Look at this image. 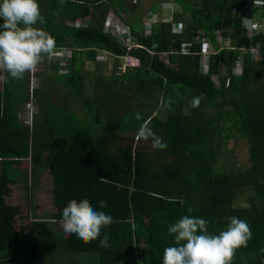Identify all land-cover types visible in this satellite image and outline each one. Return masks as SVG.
I'll return each instance as SVG.
<instances>
[{
    "label": "trees",
    "instance_id": "obj_1",
    "mask_svg": "<svg viewBox=\"0 0 264 264\" xmlns=\"http://www.w3.org/2000/svg\"><path fill=\"white\" fill-rule=\"evenodd\" d=\"M142 1L38 0L46 23L36 27L55 38V48L71 49L73 54L65 74L59 72L58 62H48V73L40 75L45 84L31 95L40 113L31 127L19 118L21 107L30 100L28 73L16 80L3 72L0 264H163L164 249L175 243L168 228L184 215L206 219L213 235L227 229L228 217L246 220L251 238L235 251L232 264H264V59L221 49L210 56L208 72L203 73L202 46L193 40L207 37L218 49L216 35L221 32L239 47L264 50V30L248 35L250 22L264 20V0H168L180 7L170 17L184 25L182 34H173L172 24L163 22L146 33ZM109 21L126 31L106 32ZM127 39L142 48L128 51L123 45ZM186 42H192L190 50L197 54L179 53ZM102 51L112 54L115 64L125 56L138 63L107 77L101 84L107 89L104 93L126 91L125 98L132 100L133 93L154 111L145 115L137 111L141 115L137 121V112H132L123 120L117 113L122 100H105L103 94L86 89V72L79 63H98ZM80 55L85 58L80 60ZM213 75L219 76V87ZM55 79L84 105V119L70 105L51 99L47 83ZM200 94L205 99L191 108L192 99ZM155 109L167 112V119L158 120ZM145 121L166 149L146 151L141 147L145 140L125 142L117 135L133 129L135 122L138 132ZM234 127L236 137L248 142L247 168L231 169L221 161ZM162 154L167 157L159 162ZM28 159L30 176L20 168ZM46 169L53 177L56 211L45 219L31 212L18 229V214L7 202L9 185L28 180L35 187ZM72 199H88L93 208L112 216L114 223L103 228L100 237L108 235L107 248L99 246L100 238L84 242L57 229L62 210ZM100 200L106 207H100ZM189 207L196 211L188 213Z\"/></svg>",
    "mask_w": 264,
    "mask_h": 264
},
{
    "label": "clouds",
    "instance_id": "obj_2",
    "mask_svg": "<svg viewBox=\"0 0 264 264\" xmlns=\"http://www.w3.org/2000/svg\"><path fill=\"white\" fill-rule=\"evenodd\" d=\"M175 8H179L178 5ZM167 11L170 12V9ZM178 11L169 14L171 16ZM0 21V70L7 72L12 79L19 80L25 73L34 72L46 55L48 60L58 62L60 70L67 72L66 66L70 60L67 64H62L59 59L50 58L54 50L62 48H55V38L42 28L36 27L38 23H46L38 0H0ZM68 50L73 54L71 49ZM104 55V59L113 57L107 51L101 52V56ZM33 90L34 87H31V92L29 91L31 99ZM204 99L203 94L195 96L190 107H199ZM30 113L28 110L24 120L26 124ZM34 116L31 114V126ZM136 119H141L139 112L136 113ZM137 138L151 140L154 149L162 151L167 148V144L155 134L148 121L138 129ZM98 204L101 208L106 207L103 200L98 201ZM194 211L196 209L193 207L187 209L188 213ZM227 219L230 221L227 229L213 235L208 232L206 219L184 215L168 228V234L174 236L175 243L164 249L163 264H232L235 251L247 246L251 229L246 220L234 216ZM60 223L65 232L75 234L84 242H92L100 238L102 229L114 223V220L111 215L93 208L88 199H72L63 208ZM99 246H109L107 234L99 239Z\"/></svg>",
    "mask_w": 264,
    "mask_h": 264
},
{
    "label": "rangeland",
    "instance_id": "obj_3",
    "mask_svg": "<svg viewBox=\"0 0 264 264\" xmlns=\"http://www.w3.org/2000/svg\"><path fill=\"white\" fill-rule=\"evenodd\" d=\"M158 2L159 0H143L141 4L143 6H150L151 8ZM160 2L162 3V6L165 9V11L169 10L171 5H172L171 8L174 9V11L176 10L180 11V7L175 8L176 5L175 3H171V2L168 3L164 1L165 3L164 4L163 1ZM145 11H147V8L144 7L142 9V13H144ZM123 31L124 29L120 31V33H122ZM130 40L133 43V40L132 39ZM123 43H126V40H124ZM81 57L85 58L83 55H80L79 56L80 60H82ZM104 58L105 55L104 57L100 56L99 59L102 60ZM48 62H54V61L48 60L47 58L44 57L34 72H28L30 92H31V87H34L35 90L37 87L39 88L44 86L45 82L40 80L41 78L40 75L48 73L47 72L48 70L47 65L49 64ZM137 64L138 63L134 58L130 56H125V57H121V59L118 60V64H115L113 58L109 57L108 59H104L103 61H98V63H91L88 62L87 60H83L79 63V66H81L83 71L86 72V84H87L86 89L89 92H93L94 94H99V93L103 94L105 100H107L108 97L111 98V101L122 100L120 103V107L117 110L118 111L117 113L119 117L124 120L125 117L131 114L132 112H137L141 110L142 114L145 115L154 111L152 105L147 102H141L137 98H134L133 93L130 95L132 96L133 100L131 98L129 99V96L125 98V96H127L128 94L126 91H122L121 94L123 96L118 95V92H116L117 94L113 96H108V93H104V91H106L107 89L102 88L101 84H104L107 81V77L112 75V73L115 70L116 72L118 71L120 73H123L126 70V68L136 66ZM116 65H120V67H117ZM3 72L4 71L0 70V89L2 87V82H3ZM59 72L61 74L66 73L65 70H60V69ZM95 77H98L99 84H95ZM102 77L106 79H102ZM47 85L48 86L51 85L50 87H52L51 99L55 103L58 104L66 103L70 105L75 111V114L79 116L80 119H84L86 109L84 105L80 102V100L73 98L68 93L67 89L56 79L52 81V84L47 83ZM119 90L121 91V89ZM95 98H99V97L95 95ZM28 110L29 112L31 111L32 114L35 116H37L40 113V108L36 99L33 100L30 98L28 103L21 107L20 115H19L21 121L25 120V117L28 114ZM56 111L58 113L60 112L58 109H56ZM167 114H168L167 112L163 110L159 111L157 109H155L154 112V115H156L157 119L160 121H165L167 119ZM135 120L137 121L136 118ZM136 123L137 122L134 123L133 129L122 130L118 132L117 135L121 137V139L125 142H132L135 139L134 143H136V138H137V129L135 125ZM236 135H237L236 128L234 127L233 136L230 139L228 145L226 146V149L222 153L221 161L224 162L225 160L226 166L231 169L247 168L249 166L248 142L247 139L239 136L236 137ZM141 147L146 149V151L153 149L151 140L143 141ZM166 157L167 155L162 154L158 157V161L160 162L162 160H165ZM20 168L25 170H30L31 173V165L29 161L21 162ZM29 189L32 190V187H29ZM11 191H12L11 195L8 197V202L13 210L16 209L15 214H18L16 217L17 220L15 221V223H17L16 226L18 229L22 224L24 225L25 222L29 221V219L26 217V215H28L30 212L29 210H33V211L35 210L36 211L35 213L39 217H42L41 219H45L43 218L45 217L43 212L45 211L51 212L54 210L53 205L51 204V200H52L51 177L47 172L42 174L41 179L37 183V190L35 191L34 197L31 198V196L33 195H28V194L26 195L25 192L26 190L24 189L23 185L20 186L13 185L11 186ZM31 203L33 206H35V208L33 209H30V207L27 208V206H29V204ZM241 203L245 204L243 200L241 201ZM56 226L57 229L63 231L65 235H69V233L64 231L61 223L59 222L56 223Z\"/></svg>",
    "mask_w": 264,
    "mask_h": 264
},
{
    "label": "built area",
    "instance_id": "obj_4",
    "mask_svg": "<svg viewBox=\"0 0 264 264\" xmlns=\"http://www.w3.org/2000/svg\"><path fill=\"white\" fill-rule=\"evenodd\" d=\"M138 1L139 0H132L133 3H136ZM171 6H170V12L173 13L174 9H172ZM142 17H143V24H144L146 32L148 34L160 22L172 24L171 31L173 34H182L184 32V25L182 23H174L172 21L171 17L161 18L157 15L156 12L150 11V10H147L144 13H142ZM118 23H121V22H118ZM123 29H124L123 32H125L126 29L124 28L123 25H113L112 21H109V23L105 27L106 32L116 34V35L120 31H122ZM248 29H249L248 35H252L254 33V31H257V30H261V29L264 30V20L262 22H258V21L250 22L248 25ZM193 40L196 43L201 44V46H202V49H201V52L199 53V55L201 58V60H200L201 61V72H203V73L208 72V68H209L208 61H209L210 56L218 53L221 49H228V50L237 49L243 53L244 52L250 53V55H252L253 58H255V60L264 59V50H260V48H248L247 46L239 47V46L235 45L234 41L230 37L223 36V34L221 32H218L216 35V41H217L218 45L220 46V48H218V49L214 46L212 41L207 37H194ZM123 45L125 47H127L128 51L132 47L142 48V46H140L139 44H135V43L133 44L130 39H127L126 43H123ZM191 46H192V42L183 43L181 45L179 53L183 54V55L197 54V53H194L190 50ZM71 55H72V52L68 49H57V50L53 51L50 58L51 59L52 58L59 59L62 64H67ZM163 56L166 57L167 53H164ZM241 64H242L241 60H238L236 67L239 69ZM212 80L214 81V83L216 84L217 87L220 86V81H219L220 78L218 75L217 76L213 75ZM228 84H229V80H227V82H226V85H228ZM31 114H32V112L30 113L29 118L27 119V125H29V126H31V124H32Z\"/></svg>",
    "mask_w": 264,
    "mask_h": 264
},
{
    "label": "crops",
    "instance_id": "obj_5",
    "mask_svg": "<svg viewBox=\"0 0 264 264\" xmlns=\"http://www.w3.org/2000/svg\"><path fill=\"white\" fill-rule=\"evenodd\" d=\"M160 1H163V3H164V1L165 2H168V1H166V0H159V2L158 3H156L153 7H151L150 8V6H145V8H147V10H150V11H154V12H156L157 13V15L159 16V17H161V18H163V17H170V14L169 13H167V12H165V9L163 8V6H162V3L160 2ZM165 4V3H164ZM177 5V4H176ZM176 5H175V7H176ZM147 33V32H146ZM21 121V120H20ZM23 123H25L24 121H23ZM26 124V123H25ZM27 125V124H26ZM23 161H29V163H30V160L28 159V160H23ZM22 161V162H23ZM22 170H24V171H26V173L30 176V170H25V169H22ZM45 172H47L49 175H50V177H51V190H52V200H51V204L53 205V208H54V210L53 211H45V212H43V214L45 215V217H46V215H49V214H52L54 211H56V206H55V204H54V198H53V189H54V186H53V177H52V174H51V171H49L48 169H46V170H44L43 171V173H45ZM42 173V174H43ZM42 174H41V176H40V178L38 179V181L36 182V185H35V187H32L29 183H28V180H27V182L25 183H21V182H16L15 184H12V185H9V188H10V192H9V195L7 196V202H8V197L11 195V186H20V185H23L24 186V189L26 190L25 192H26V195L28 194V195H33V196H31V198L32 197H34V195H35V191L37 190V183L39 182V180L41 179V177H42ZM29 187H32V190H30L29 189ZM8 204H9V202H8ZM10 205V204H9ZM28 207H30V209H33V208H35V206H33L32 205V203L31 204H29V206H27V208ZM16 210V209H15ZM27 210H29V209H27ZM30 212H29V214L28 215H26V217L27 218H29L30 216H31V214H33V213H31V212H34L33 210H29ZM16 213V212H15ZM31 213V214H30ZM54 220V219H53Z\"/></svg>",
    "mask_w": 264,
    "mask_h": 264
}]
</instances>
